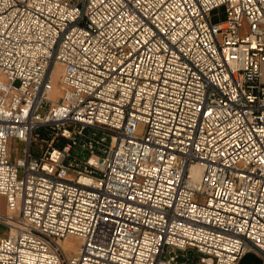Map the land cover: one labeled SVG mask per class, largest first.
Here are the masks:
<instances>
[{"label":"built area","instance_id":"obj_1","mask_svg":"<svg viewBox=\"0 0 264 264\" xmlns=\"http://www.w3.org/2000/svg\"><path fill=\"white\" fill-rule=\"evenodd\" d=\"M247 252L264 264V0H0V264Z\"/></svg>","mask_w":264,"mask_h":264},{"label":"rangeland","instance_id":"obj_2","mask_svg":"<svg viewBox=\"0 0 264 264\" xmlns=\"http://www.w3.org/2000/svg\"><path fill=\"white\" fill-rule=\"evenodd\" d=\"M60 77H59V74L55 73L54 74V79H53V90L50 94V97L52 98H58L59 94L56 93V91H58L60 93ZM54 93H56L57 95L55 96ZM59 99V98H58ZM10 155L15 158L19 155H21V145H19L18 142H16L15 140H12L10 142ZM67 239V240H66ZM63 243H66L65 246H71V245H76V240L75 239H72V236H69L67 238H65L63 240ZM62 243V244H63ZM258 260V262H257ZM255 260V258H251V257H246V261H248L249 264H262L261 260L257 259ZM239 264V262H238Z\"/></svg>","mask_w":264,"mask_h":264},{"label":"crops","instance_id":"obj_3","mask_svg":"<svg viewBox=\"0 0 264 264\" xmlns=\"http://www.w3.org/2000/svg\"><path fill=\"white\" fill-rule=\"evenodd\" d=\"M246 257L255 258V260H257V259L261 260L256 254H254V253H252V252H247V253H246V256L244 255V256L240 259L239 264H249L248 261H246ZM245 261H246V262H245ZM257 262H258V260H257ZM261 262H262V260H261ZM256 264H257V263H256ZM262 264H263V262H262Z\"/></svg>","mask_w":264,"mask_h":264},{"label":"bare ground","instance_id":"obj_4","mask_svg":"<svg viewBox=\"0 0 264 264\" xmlns=\"http://www.w3.org/2000/svg\"><path fill=\"white\" fill-rule=\"evenodd\" d=\"M56 73L58 74V72H56ZM56 93L59 94L58 91H56ZM56 93H54L55 96L57 95ZM72 239H76V238L72 236ZM66 240H67V239H66ZM65 244H66V243H63L62 245L65 246ZM244 255L246 256V253H245ZM245 262H246V261H245Z\"/></svg>","mask_w":264,"mask_h":264}]
</instances>
